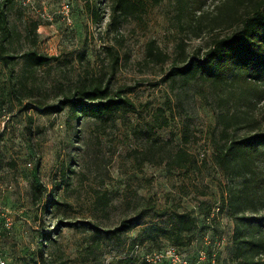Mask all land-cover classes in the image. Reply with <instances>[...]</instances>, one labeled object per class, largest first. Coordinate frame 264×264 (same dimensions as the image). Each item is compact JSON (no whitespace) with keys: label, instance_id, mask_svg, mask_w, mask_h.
<instances>
[{"label":"rangeland","instance_id":"1","mask_svg":"<svg viewBox=\"0 0 264 264\" xmlns=\"http://www.w3.org/2000/svg\"><path fill=\"white\" fill-rule=\"evenodd\" d=\"M65 1L69 18L61 12ZM89 1L97 18L84 0H29L26 6L15 0L7 10L12 32L5 54L14 59L4 67L0 58V206L12 219L9 229L0 219L6 264H35L40 248L51 264H144L142 251L170 243L159 227L180 210H192L198 219L191 242L180 248L186 258L195 260L203 249V264H233L227 249L231 223L221 215L217 228L209 229L202 214L217 203L222 179L212 161L217 95L197 79L165 78L174 62L198 60L214 36L232 30L213 21L225 0H195L186 8L180 0H141L137 14L111 25L110 0ZM150 40L168 55L166 61L147 59ZM27 50L55 58L29 72ZM115 54L118 63L112 66ZM95 79L108 81L133 107L107 120L83 115L76 121L68 108L58 114L38 111L36 102H55L79 81ZM157 108L164 110L167 125H155ZM255 112L264 114V101ZM150 134L184 146L195 167L183 171L143 160L162 152L150 146ZM40 183L46 189L34 201L32 188ZM98 193L106 194L107 205L98 204ZM124 219L133 225L113 236H94L83 224L108 231ZM58 220L80 223L40 241Z\"/></svg>","mask_w":264,"mask_h":264},{"label":"trees","instance_id":"2","mask_svg":"<svg viewBox=\"0 0 264 264\" xmlns=\"http://www.w3.org/2000/svg\"><path fill=\"white\" fill-rule=\"evenodd\" d=\"M14 1L0 0V58L4 67H8L14 59V56L5 54L4 46L5 40L11 37L12 28L7 10ZM180 1L181 8H186L187 4L195 0ZM223 3L213 21L226 22L232 30L214 36L198 60L185 65L174 62L165 73V78L174 81L180 77L184 82L197 79L209 84L215 91L221 107L217 112L216 127L211 134L212 161L222 179L218 182L217 203L211 210L207 208L202 211V214L205 220H210L207 224L209 229L217 228L221 215L231 223L227 249L233 264H264V114L257 115L255 112L256 105L264 101V0H225ZM84 4L93 17L97 18L98 12L90 1L84 0ZM142 6L141 0H110L111 19L108 25L120 18L137 14ZM36 27L37 24L34 23L33 31ZM23 56L29 72L55 58L35 50H27ZM146 57L156 62L168 59V55L153 40L147 43ZM111 63L112 66L118 63L117 54L113 56ZM133 105L128 97L112 91L109 82L101 79L79 81L69 91H63L55 102H36L38 111L44 114H58L68 108L70 118L76 121L83 115L105 117L104 120L115 118L119 111L129 110ZM157 111L158 122L155 125H167L164 110L157 108ZM148 140L150 146L162 152L154 156L145 154L142 156L143 160L183 171L195 167L196 159L184 146L174 147L162 143L152 134L148 135ZM186 141L187 138L184 137V142ZM203 157L202 154L201 158ZM62 172L65 175V171ZM45 189L46 186L42 183L34 185L32 199L37 201L41 191ZM96 198L98 204H108L105 193H98ZM166 213L162 212L160 215ZM132 221L134 222L132 219H124L120 225L108 231L100 230L97 224H83L87 225L85 228L94 231V236H100V232L113 236L128 230L133 225ZM79 223L58 220L56 227L50 233L42 234L40 241L50 239L51 231L55 232L63 226H78ZM196 228L198 219L192 210L174 211L165 226L159 227L160 232L168 236L170 243L153 251H142V262L150 264L143 259L145 253L173 246L184 257L185 264H203L207 255L205 250H198L197 258L190 260L180 249L191 242L190 234ZM140 248V244L136 243L132 249L137 253L141 251ZM43 253L44 249L40 248V260L34 261L35 264H51L43 257ZM160 264L170 263L163 261Z\"/></svg>","mask_w":264,"mask_h":264},{"label":"built area","instance_id":"3","mask_svg":"<svg viewBox=\"0 0 264 264\" xmlns=\"http://www.w3.org/2000/svg\"><path fill=\"white\" fill-rule=\"evenodd\" d=\"M22 5L26 6L29 3V0H21ZM62 14L69 18V12L71 6L68 1L62 3L61 6ZM49 17V16H47ZM202 155V154H201ZM0 219L3 220L4 227L9 229L12 226V219L6 215L4 209L0 206ZM0 242H1V234H0ZM143 259L150 264H160L163 261H167L170 264H185L186 260L184 257L173 247L166 246L159 251H154L150 253H145ZM0 264H6V260L3 256L1 246H0Z\"/></svg>","mask_w":264,"mask_h":264}]
</instances>
